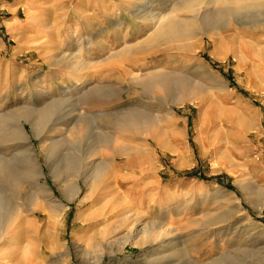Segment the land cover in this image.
Returning <instances> with one entry per match:
<instances>
[{"label":"rangeland","instance_id":"374dc122","mask_svg":"<svg viewBox=\"0 0 264 264\" xmlns=\"http://www.w3.org/2000/svg\"><path fill=\"white\" fill-rule=\"evenodd\" d=\"M182 1L0 0V153L18 170L15 154L30 149L55 206L49 213L21 207L0 224V264H25L28 256L38 264H264V38L233 25L227 37L161 41L154 28L164 19H196ZM152 74L171 84L156 98L134 81ZM174 80L194 87L196 101L172 104ZM35 89L47 96L32 99ZM96 89L108 99L92 96ZM57 100L63 103L53 106ZM45 107L52 109L35 138L21 110ZM103 111L114 122L136 112L152 129H97L128 148L123 155L98 149L88 159L114 164L118 185L80 180L69 201L42 157L55 144L52 157L63 170L66 155L89 146L66 142L77 139L71 120ZM18 120L25 141L8 138Z\"/></svg>","mask_w":264,"mask_h":264},{"label":"bare ground","instance_id":"6f19581e","mask_svg":"<svg viewBox=\"0 0 264 264\" xmlns=\"http://www.w3.org/2000/svg\"><path fill=\"white\" fill-rule=\"evenodd\" d=\"M182 2V5L180 4V9L183 10L185 13L193 14L194 18L196 17V19L189 21L164 19L162 22L160 21L161 23H158L154 28V34L155 37H160L159 39H161V41L167 40L172 42L181 41L183 39H187L190 41L193 39V35L194 38L199 35H204L205 37H208V35H210V33L212 32L213 34L214 32H217L219 34L221 33L223 34V36L227 37L230 33L233 32V25L245 31L246 33L249 32V37L257 36V38H259L260 40L264 38L263 1L184 0ZM202 7H205L206 11H203L204 13L200 14V10ZM195 22H198L200 26L195 27ZM153 41L157 40L154 39ZM152 42L142 48H145V50L146 48H151V45L153 44ZM247 45L248 44H246L245 42H242L243 47H248ZM140 48H138L137 51ZM167 76L168 75L165 74H152L149 77L147 76L144 79L142 78L143 80H139L138 78H136L134 79V81H136L137 85H140V87H142V91L145 93L144 95L148 96L149 98H156V94L158 92L164 93L168 91L171 84ZM82 80L83 81L80 80L78 84L73 82L70 86H68L60 95L62 100H65L66 95H68L70 92L78 89V86H82L86 83L84 81L86 80L85 78H82ZM185 82L183 80H174V84L176 86V89H178V92L172 97V104L178 105L186 101L190 103L194 102V96H196L195 88H190V85L186 84L187 82ZM36 93L39 94L35 95ZM91 95H96L95 98L98 99H108V96L106 94L104 95V93H102L98 89L93 91V94ZM37 96H39L40 98L45 97L47 96V92L35 89L32 94V99L36 98ZM92 96L91 100L93 99ZM64 102L66 103V101ZM61 103H63V101H51V104H53V106ZM52 108L45 107L37 113H35L33 109L30 108L21 110V112L25 113H23L24 117L27 118V120L25 121H28L29 125L31 126V131L34 132L35 138H38L43 134L46 121L45 119L47 118L46 112L48 111L49 113V110ZM121 115L122 117L119 122H114L115 115L109 111L94 113V117H92L93 119L90 116H82L80 114L76 118H73L75 120L72 119L69 123L71 127L70 133H72L73 136L76 135L77 139H75V141L66 142H68L70 147L74 148L80 146V144L86 140L89 141V146H87V150L84 153H79L78 155H66V163L63 167V170H61L60 167L57 166L56 162L53 160L52 157V151L55 147V144L52 143V147L43 155L42 162L47 168L48 175L52 178L53 182H55L58 191L62 193L64 198L68 199L69 201H72L79 194L80 187L78 182L80 180H84L85 184L87 183L86 181L89 180L91 181V184L94 187L99 185V182L102 183L104 180H108L110 178L116 185H118V179L121 176L118 175L117 168L114 164H110L104 160H100L98 163L96 162V164L92 161L91 164L90 161V163L88 162V159L90 160L91 158H93L97 154L98 149L111 150L112 152H119L121 155H123L125 153V149L128 148L126 147L124 148V150H122L123 147H120L121 149L116 148V143L113 142L112 138L108 137L109 135H100L101 132H99V134H96L95 131L97 129L103 130L106 128H110L123 134H146L149 133L152 129V125L149 124L150 122H141L143 117H141L142 119L140 121V114L138 115L136 112ZM15 122L17 124H14L11 133L8 134V138L13 141H25L26 138L22 132V125L20 124L19 120ZM133 152L137 156V162L141 164L145 162V157L137 154L139 153L138 150L133 149ZM85 155L88 156L85 157ZM15 158L16 161L19 162L18 164L20 165V168H18V170L13 169L14 166L12 167V164L9 163V160L5 159L4 154L0 153V224H3L5 222L7 224L11 221H14L19 216L21 207H25V211L31 213L34 212V208L36 205H39L40 208L44 207L46 212L48 213L51 212V210L55 209V206H53L52 202L50 201L51 197L48 191L45 189V185L40 184V179L43 177V175L41 173V168L36 164L35 160L33 159L32 151L30 149H26L22 153L15 154ZM67 174L71 178L70 180H67L64 176ZM25 188L28 191L36 192L28 194L23 193ZM126 192L129 193V189L126 190ZM24 194L26 195V198L23 201L24 203L21 204V196ZM261 205H264V200L262 201ZM58 257H60V255H58ZM24 261L25 264H38L33 259L29 258V256L26 257Z\"/></svg>","mask_w":264,"mask_h":264}]
</instances>
